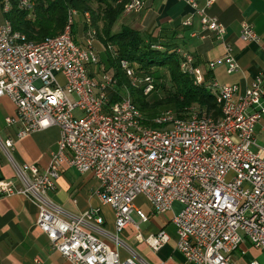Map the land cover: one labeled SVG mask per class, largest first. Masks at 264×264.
I'll use <instances>...</instances> for the list:
<instances>
[{
	"label": "built area",
	"instance_id": "obj_1",
	"mask_svg": "<svg viewBox=\"0 0 264 264\" xmlns=\"http://www.w3.org/2000/svg\"><path fill=\"white\" fill-rule=\"evenodd\" d=\"M21 4L31 8L33 3ZM190 4L202 29L225 46L224 56L209 68L224 63L229 74L239 71L226 26L206 7L194 0ZM145 5L146 0H130L125 13H139ZM9 8L7 2L4 9ZM76 15L70 10L64 31L38 42L14 30L9 21L0 22V97L16 106V114L5 118L7 126H20L15 138L0 137L1 150L15 171L14 179H0V196L20 195L34 203L39 208L37 226L71 264H151L120 237L132 228L136 241L153 251L172 239L165 228L143 233L150 215L137 205L140 196L156 214L172 211L175 202L183 205L170 221L187 262L230 264L233 252L246 241L264 250V144L256 136L264 115V73L243 92L238 84L214 80L211 89L220 116L199 115L192 108V115L182 118L168 110L155 116L156 126H151L129 93L111 102L117 86L113 75H91L89 65L100 63L97 31L86 13L87 45L77 44ZM182 23L193 25L192 17ZM240 36L246 42L262 41L250 22L242 24ZM108 49L114 52L112 46ZM178 52L181 69L201 83L205 71L195 65L194 56ZM121 66L133 85L147 81V92L153 87L152 78L138 76L127 60ZM52 126L60 128L61 137L48 168L19 164L13 154L16 141ZM65 166L95 175L99 199L114 211L113 229L105 226L101 208L75 214L50 198Z\"/></svg>",
	"mask_w": 264,
	"mask_h": 264
},
{
	"label": "crops",
	"instance_id": "obj_2",
	"mask_svg": "<svg viewBox=\"0 0 264 264\" xmlns=\"http://www.w3.org/2000/svg\"><path fill=\"white\" fill-rule=\"evenodd\" d=\"M190 1L146 0L141 12L123 15L125 17L121 28L125 25L131 26L146 37L155 38V41H176L182 50L194 56L195 62H199L197 66L205 72L212 71V81L238 84L243 92L264 73V0H214L209 6L208 0H194L201 7H206L210 16L216 17L226 26V40L233 44L240 64V70L231 74L227 72L224 63H218L213 69L209 68L210 62L224 56L225 46L217 41L212 32L202 29L200 17ZM187 17H192L193 25H183L182 22ZM244 22H250L254 26L255 31L262 37L261 42H246L241 39ZM94 69L95 67L90 73L98 79L100 71ZM15 114V104L8 97H0V123L5 122L7 116ZM19 127L17 124L11 127L0 125L6 138H15ZM256 136L264 144V115L256 125ZM60 137L58 126L31 133L16 141L14 157L19 164H35L45 170L50 165L52 154L58 149ZM0 178H15L12 164L1 154ZM98 188L99 182L93 173H81L72 166H65L49 196L55 203L75 214L93 207L101 208L105 226L113 229L114 211L111 206L101 202L97 195ZM137 205L150 215V222L142 227L145 235L156 234L170 223L172 213L156 214L143 196L138 198ZM158 215L164 218L169 216V219L165 222ZM38 216L39 208L27 198L20 195L0 196V264H71L52 247L48 236L37 226ZM130 229L132 228L124 232L127 236L131 233ZM172 241L171 239L159 251H153L145 243L136 242L150 253L151 264H194L186 261L176 242ZM257 250L250 242H244L233 252L230 264H249L257 260Z\"/></svg>",
	"mask_w": 264,
	"mask_h": 264
},
{
	"label": "trees",
	"instance_id": "obj_3",
	"mask_svg": "<svg viewBox=\"0 0 264 264\" xmlns=\"http://www.w3.org/2000/svg\"><path fill=\"white\" fill-rule=\"evenodd\" d=\"M29 1L33 3L31 8L22 6L21 0H0V6L4 19L12 24L14 30L26 34L32 41L38 42L62 33L68 23L70 10L91 12V26L96 31L99 22H103V34L97 32V39L104 43L106 58L111 67L106 73L113 75L117 80L115 91L110 93L111 102H116L121 95L129 93L135 105L144 114L146 124L156 126L152 122L153 118L169 108L182 118L190 117L192 108H195L199 115H221V108L211 89L212 71L205 72L203 81L197 83L193 74L181 69L182 55L178 50L182 47L180 48L176 41H155V38L146 37L140 30L128 25L117 32L112 31L130 0ZM7 2L10 8L5 11ZM84 25L86 31L89 25L86 21ZM108 46H112L114 52H111ZM122 60H127L134 66L138 76L142 72L143 78L150 76L154 79L153 102H149L144 93L147 83L144 82V87H139L142 82L133 85L121 66ZM198 64L199 62H195V65ZM162 71L164 74H161ZM160 89L163 91L162 96L158 94ZM162 108L165 110L161 111Z\"/></svg>",
	"mask_w": 264,
	"mask_h": 264
},
{
	"label": "rangeland",
	"instance_id": "obj_4",
	"mask_svg": "<svg viewBox=\"0 0 264 264\" xmlns=\"http://www.w3.org/2000/svg\"><path fill=\"white\" fill-rule=\"evenodd\" d=\"M130 2V1H129ZM128 4V3H126ZM86 13H89L90 14V19L92 21V14L91 12L87 11V12H84V13H81L79 11H77V15L75 16V39H76V43L83 46V47H86V41H85V16H86ZM134 14V13H133ZM123 15H129L127 13H125V9L122 13V15L119 17V19L117 20V22L115 23V25L112 27V31L114 32H117L118 30L121 29V25L123 24ZM5 19H4V13H3V10L0 6V22H4ZM97 32L100 33V34H103V22H99V25H98V28H97ZM96 49L99 53V56H100V63H99V66L98 67H95L94 70H98L100 72H98V79H100L102 77V75L104 73H106L107 71H109L111 69L110 67V64L108 63L107 61V58H106V53H105V45L104 43L101 42L100 39H97L96 41ZM93 65H89V69L92 70L93 69ZM94 74L96 75L97 74V71L94 72ZM161 74H164V72L162 71ZM139 76H141V78L144 77V75L142 74V72L139 74ZM97 79V78H96ZM154 81V79H152ZM152 81V85L153 87L147 92L146 91V87L147 85L145 86V83H148L147 81H142V83H139V87L142 86L144 87V93L147 95V99L149 100V102H153L154 100V95H153V89H154V82ZM158 81V80H157ZM145 82V83H144ZM159 82V81H158ZM162 90L160 89L158 91V94L160 96H162ZM165 109L162 108L161 111H164ZM169 110L172 111L171 108H169ZM165 112V111H164ZM147 115V114H146ZM2 124L3 127H6L7 124L6 122H2L0 123V125ZM0 137L5 139V135L3 133V131H1V128H0ZM261 143V141H259ZM253 150L254 151H257L258 149L256 147H253ZM0 154L7 159L6 155L4 154V152L1 150V147H0ZM183 208V205L179 202H175L173 204V210L170 211L172 213V215L174 213H179ZM133 219L135 222H139V217L136 213H133ZM158 218H163V220H165V222L169 219L168 217L167 218H164V216H161V215H158L157 216ZM166 231L170 234L171 238H172V243H175L176 240H177V231H176V227L174 226L173 222L170 221V223L166 226ZM142 231H144V229L142 228ZM130 235L127 236L125 233H121L120 234V237L129 245H131L142 257H144L147 261H151V255L150 253L147 251V250H143V248L137 244L136 242V239L134 237V230L133 229H130ZM257 255H256V259L264 264V250H260L258 249L257 250Z\"/></svg>",
	"mask_w": 264,
	"mask_h": 264
}]
</instances>
